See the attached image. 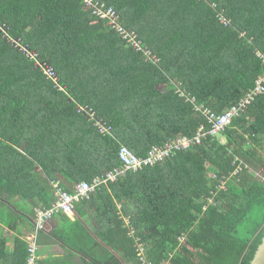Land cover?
<instances>
[{"label":"trees","instance_id":"obj_1","mask_svg":"<svg viewBox=\"0 0 264 264\" xmlns=\"http://www.w3.org/2000/svg\"><path fill=\"white\" fill-rule=\"evenodd\" d=\"M99 1L119 11L150 54L85 0H0L2 201L18 194L33 199L28 194L37 191L49 208L59 175L92 182L121 167L122 145L144 157L154 145L209 129L195 104L222 113L263 72L256 49L264 50V0ZM41 60L55 67L59 85L37 65ZM79 106L106 120L111 132L102 134ZM221 135L225 141L208 135L173 158L101 185L75 204V219L63 214L61 226L39 235L91 264H250L264 236V182L246 168L226 189L218 186L234 172L236 155L264 168V94ZM209 195L215 204L204 209ZM93 206L101 211L98 229L83 219ZM6 242L1 236L0 251Z\"/></svg>","mask_w":264,"mask_h":264},{"label":"built area","instance_id":"obj_2","mask_svg":"<svg viewBox=\"0 0 264 264\" xmlns=\"http://www.w3.org/2000/svg\"><path fill=\"white\" fill-rule=\"evenodd\" d=\"M88 5L95 8V12L111 26L115 31H117L122 37L128 39V42L131 41V44H134L137 47H141L150 54L151 51L147 48L140 39H137L135 31L130 30L125 27L122 23L121 15L119 11L111 6L109 7L103 1L95 0H85ZM222 20L227 22L225 18L222 17ZM0 28H3L0 25ZM16 47L21 51L26 53L28 56L37 57V53L32 51L29 45L23 44L22 41L13 39ZM32 52L36 54H32ZM257 57L262 61L264 67V50L256 49ZM37 65L42 68L43 72L47 75L48 79H52L57 85H59V78L57 80V71L55 67L50 63L44 61H37ZM51 65V66H48ZM180 84V83H179ZM178 91V89H177ZM181 96L187 97V99L195 103L196 97H191L185 90L179 88ZM264 94V69L261 74L257 77L255 85L248 89L241 99L233 104L231 107L223 111L222 113H217L213 109L204 104H195L196 110L205 114L209 121L211 122V128L207 129L205 126H201L196 135L190 137L187 135L176 136L171 138L165 145H154L150 149L147 156H138L135 154L128 146L122 145L119 150V159L122 163L121 167H116L109 169L103 174L95 177L92 182L86 180L77 182L75 184V190L69 192L65 190L59 183H56V201L49 208H43L38 211L39 223L38 227L42 228L46 221L58 214H73L75 204L84 199H89L91 194L101 185L107 184L109 182H115L120 180V177L128 172H137L141 170L146 165H155L160 161H164L169 158H173L177 153L181 151H186L191 148L193 145L201 144L203 139L208 135L219 136L221 135L226 128L232 123L233 119L239 116H242L249 108V106L257 99V97ZM78 111L86 114L89 119L94 121V125L97 126L99 131L102 134L111 132L112 127L108 124L103 118H97L95 112L88 108L87 106H79ZM236 168L231 176H224L221 179V182L218 186L219 189H226L228 180L238 173H241L246 168L248 170L254 171L257 178L264 182V168L262 169H253L250 165L242 160H235ZM214 178L217 177L216 173H212ZM215 192H213V195ZM213 195L206 196L205 207L208 209L211 205L210 203L215 204ZM31 252H35V244L31 248Z\"/></svg>","mask_w":264,"mask_h":264},{"label":"crops","instance_id":"obj_3","mask_svg":"<svg viewBox=\"0 0 264 264\" xmlns=\"http://www.w3.org/2000/svg\"><path fill=\"white\" fill-rule=\"evenodd\" d=\"M35 170L41 171L42 167L37 165ZM51 182L54 188L56 183H59L64 188L63 182H65L67 185V189H65L73 192L75 184L80 181L69 182L65 180L64 176L59 175L55 179H52ZM28 191L32 192L31 190ZM28 195H33L35 198L30 199L26 198L23 194H18L14 197H7L4 201L0 200V215L2 216V219H0V237L3 236L7 240L6 251H0V264H91L80 253L71 252L62 242L51 241L46 239L45 236L42 238L39 235L41 229H45L49 233L55 227L61 226L64 222V216L63 213L58 214L46 221L42 228H39L38 211L47 207L41 205L37 191ZM5 204L9 205V209L5 208ZM120 206L121 204L118 203V207ZM13 211L15 213L14 216L11 215ZM100 213L101 211L96 206H93L92 209L87 211V217L83 219L86 220L87 225L91 228L98 229L100 228V218L102 217ZM69 216L71 219H75L78 214L74 212ZM17 217L21 218L17 219ZM16 221L19 222L17 228L11 229L8 222L12 224ZM126 225L130 229L129 234L135 235L134 227L131 224ZM17 239H19L18 244L16 242ZM136 241L138 242L139 239H136ZM34 244L35 252L32 253L31 248Z\"/></svg>","mask_w":264,"mask_h":264},{"label":"water","instance_id":"obj_4","mask_svg":"<svg viewBox=\"0 0 264 264\" xmlns=\"http://www.w3.org/2000/svg\"><path fill=\"white\" fill-rule=\"evenodd\" d=\"M250 264H264V236Z\"/></svg>","mask_w":264,"mask_h":264},{"label":"rangeland","instance_id":"obj_5","mask_svg":"<svg viewBox=\"0 0 264 264\" xmlns=\"http://www.w3.org/2000/svg\"><path fill=\"white\" fill-rule=\"evenodd\" d=\"M6 27H4V28H0V29H5ZM32 54H36V53H34V52H32ZM44 62H46V63H48V64H50L48 61H44ZM48 66H51V65H48ZM58 76V75H57ZM58 78H59V76L57 77V80H58ZM220 136V138H221V140L223 141L225 138L222 136V135H219ZM225 141V140H224ZM237 159H239V160H242V161H244V162H246L247 163V161H245L243 158H241V157H239V156H237L236 155V157H235V160H237ZM249 164V163H248ZM107 171V170H106ZM105 171V172H106ZM128 175V173H125L123 176H121L120 177V179H123V178H125L126 176ZM97 177V176H96ZM93 181V180H92ZM110 183V182H109ZM107 185H108V183H107ZM211 205H214L213 203H210ZM122 205V204H121ZM5 206V208H7V209H9V205L8 204H5L4 205ZM121 207V206H120ZM125 221H126V224H130V222H129V220L126 218L125 219ZM139 247H140V250H141V245H139Z\"/></svg>","mask_w":264,"mask_h":264},{"label":"clouds","instance_id":"obj_6","mask_svg":"<svg viewBox=\"0 0 264 264\" xmlns=\"http://www.w3.org/2000/svg\"><path fill=\"white\" fill-rule=\"evenodd\" d=\"M122 23H123V22H122ZM212 173H214V172H212ZM212 173H211V176H212ZM212 178L215 179L213 176H212ZM259 180H260V179H259ZM260 181H261V180H260Z\"/></svg>","mask_w":264,"mask_h":264}]
</instances>
